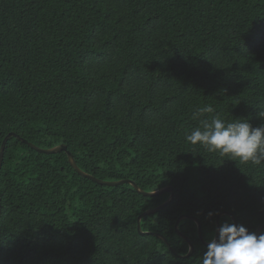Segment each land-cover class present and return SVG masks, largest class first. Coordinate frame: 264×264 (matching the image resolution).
Listing matches in <instances>:
<instances>
[{"label":"trees","instance_id":"trees-1","mask_svg":"<svg viewBox=\"0 0 264 264\" xmlns=\"http://www.w3.org/2000/svg\"><path fill=\"white\" fill-rule=\"evenodd\" d=\"M204 106L264 124V0H0V264H200L223 211L256 233L264 164L187 143ZM127 179L174 189L145 234L170 193Z\"/></svg>","mask_w":264,"mask_h":264},{"label":"clouds","instance_id":"clouds-1","mask_svg":"<svg viewBox=\"0 0 264 264\" xmlns=\"http://www.w3.org/2000/svg\"><path fill=\"white\" fill-rule=\"evenodd\" d=\"M213 112L211 106H204L193 113L199 122L186 135V142L237 162L264 164V124L254 127L246 117L229 122ZM257 115L264 120V108ZM200 264H264V233L257 235L243 224L225 222L218 237L208 243Z\"/></svg>","mask_w":264,"mask_h":264},{"label":"water","instance_id":"water-1","mask_svg":"<svg viewBox=\"0 0 264 264\" xmlns=\"http://www.w3.org/2000/svg\"><path fill=\"white\" fill-rule=\"evenodd\" d=\"M13 135H14V133H10V134H8V135L5 137V139L3 140V142H2V145H1V152H0V168H1V166H2V162H3V158H4V152H5L6 143H7L8 139H9L11 136H13ZM32 146H33L34 148L40 150V151H44V152H47V153H54V152H58V151H62V150H64V149H65V150L67 149L65 145H59V146H56V147L51 148V149H40V148L36 147V146L33 145V144H32ZM68 154H69L70 160H71V162L73 163L74 167H75L79 172H81L83 175H86V176H89V177L93 178V176H91V175H87L86 173H84L83 171H81V170L78 168V166H77V164H76V162H75V160H74V158H73V154H72V153L69 152ZM124 182H129V183H131L132 185H134L135 187H137L138 190H139L140 192H142L143 194L149 195V196H157V195H159V194L167 193V192L170 193V198H169L166 202L160 204L159 206H157V207H155V208H153V209H150V210H147V211L143 212V213L138 217V230H139V232H140L141 234H145V233H147V232L143 231L142 226H141V220H142L143 216H145L146 214H149V213L157 212V211L161 210L163 207H165L166 205H168L170 202H172L173 199H174V189H173V187H171V186H167V187H165V188H161V189H159V190H155V191H152V192H146V191H142V190L138 187L137 183H136L135 181H133V180H128V179H127V180H120V181H115V182H112V181H104V183L109 184V185H118V184H121V183H124ZM0 213H1V198H0ZM224 215L230 217V218L233 220V222H234L235 224L239 225L238 220L235 218V216H234V214H233L232 212H229V211H223V212H221V213L217 216V218H216L217 230H216L215 238L218 237V234H219V228L221 227L220 219H221V217L224 216ZM187 218H191V219H193V220L197 223V225H198L199 236H200L201 240L204 241V237H203V233H202V225H201L200 220H199L197 217H194V216H192V215H186V214L181 215V216L177 219V221H176V223H175V228H176V230L178 231V234H180V235H181L185 240H187L188 243H189L190 250H189V252H188V254H187L186 256L191 255V254L194 252V245H193L192 241L189 240V238H188L187 236H185L183 233H181V232L179 231V225H180L181 221L184 220V219H187ZM263 228H264V224H261V225L257 228V230H256V234H257V235L261 234V231H262ZM159 236H160L161 238H163L165 241H167V239H166L163 235H159ZM204 242H205L207 245H208V243H209V242H206V241H204ZM167 243H168V245L170 246V243H169V242H167ZM171 249H172V248H171Z\"/></svg>","mask_w":264,"mask_h":264},{"label":"rangeland","instance_id":"rangeland-1","mask_svg":"<svg viewBox=\"0 0 264 264\" xmlns=\"http://www.w3.org/2000/svg\"><path fill=\"white\" fill-rule=\"evenodd\" d=\"M166 187V186H165ZM165 187H163V188H165ZM169 199V198H168ZM166 202V201H165ZM197 224V223H196ZM197 227H198V225H197ZM216 235V234H215Z\"/></svg>","mask_w":264,"mask_h":264}]
</instances>
